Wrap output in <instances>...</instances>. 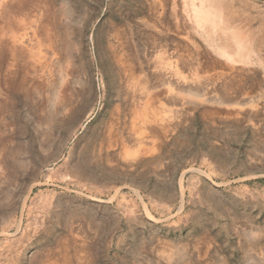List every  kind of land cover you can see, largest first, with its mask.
<instances>
[{
  "label": "rangeland",
  "instance_id": "rangeland-1",
  "mask_svg": "<svg viewBox=\"0 0 264 264\" xmlns=\"http://www.w3.org/2000/svg\"><path fill=\"white\" fill-rule=\"evenodd\" d=\"M0 264H264V0H0Z\"/></svg>",
  "mask_w": 264,
  "mask_h": 264
},
{
  "label": "bare ground",
  "instance_id": "bare-ground-1",
  "mask_svg": "<svg viewBox=\"0 0 264 264\" xmlns=\"http://www.w3.org/2000/svg\"><path fill=\"white\" fill-rule=\"evenodd\" d=\"M157 6V5H156ZM157 8V7H156ZM162 10V8H160ZM156 10V9H155ZM159 10V9H158ZM158 12V11H157Z\"/></svg>",
  "mask_w": 264,
  "mask_h": 264
}]
</instances>
